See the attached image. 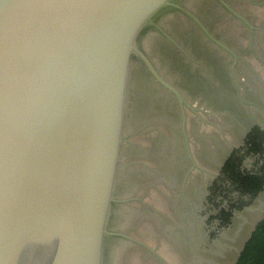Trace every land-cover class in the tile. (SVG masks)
<instances>
[{"label":"water","instance_id":"water-1","mask_svg":"<svg viewBox=\"0 0 264 264\" xmlns=\"http://www.w3.org/2000/svg\"><path fill=\"white\" fill-rule=\"evenodd\" d=\"M185 2L0 0V264H106L133 62L190 109L145 32L180 12L238 58Z\"/></svg>","mask_w":264,"mask_h":264},{"label":"rangeland","instance_id":"rangeland-1","mask_svg":"<svg viewBox=\"0 0 264 264\" xmlns=\"http://www.w3.org/2000/svg\"><path fill=\"white\" fill-rule=\"evenodd\" d=\"M224 1L247 18L252 33L212 0L185 5L235 46V64L180 14L160 20L187 56L180 57V74L162 56L175 51L171 44L152 30L140 42L190 109H181L172 92L133 62L113 209L116 235L107 244L106 264H235L264 215V190L243 192L224 169L230 158L245 175L259 176L264 166V0ZM188 76L210 85L217 97L195 89Z\"/></svg>","mask_w":264,"mask_h":264},{"label":"trees","instance_id":"trees-1","mask_svg":"<svg viewBox=\"0 0 264 264\" xmlns=\"http://www.w3.org/2000/svg\"><path fill=\"white\" fill-rule=\"evenodd\" d=\"M253 133L257 139L255 151L260 152L261 138L256 130ZM224 167L230 180L238 185V188H241L243 192L254 196L264 190V166L259 176L241 173L239 164L233 158H230ZM235 264H264V215L245 241Z\"/></svg>","mask_w":264,"mask_h":264},{"label":"flooded vegetation","instance_id":"flooded-vegetation-1","mask_svg":"<svg viewBox=\"0 0 264 264\" xmlns=\"http://www.w3.org/2000/svg\"><path fill=\"white\" fill-rule=\"evenodd\" d=\"M215 4H217L220 8H222L223 10H224V8L222 7V6H220V3H218V1H216V0H212ZM249 2H251L252 0H248ZM182 6H186L185 4H183L182 3ZM232 8V7H231ZM233 9V8H232ZM226 12V11H225ZM175 14H180V15H182V16H184L183 14H181L180 12H175ZM230 15V14H229ZM231 16V15H230ZM233 17V16H232ZM186 18V17H185ZM234 18V17H233ZM246 18V17H245ZM191 24H192V26L196 29V31H198V33L203 37V38H205L211 45H213V46H215V47H217L219 50H222L219 46H217L216 44H214V43H212L210 40H208L203 34H202V32L198 29V27L193 23V22H191L188 18H186ZM235 20H237L238 22H239V24L241 25V26H243V27H245L246 28V30L249 32V33H252V31L246 26V25H243L241 22H240V20H238V19H236V18H234ZM247 19V18H246ZM159 21V20H158ZM203 25H204V23L201 21V20H199ZM158 26H160V30L162 31H159V30H156V29H152V31L153 32H155V34L157 35V36H159V37H161V38H163L162 40H164V41H166L167 43H169V44H171L170 46H171V48H173L175 51L174 52H172L171 51V53H169L167 50H164L163 51V57L164 58H166V56L171 60V63H172V66H173V68L177 71V74H180V69H181V56H186V54H185V52H184V50L182 49V47H181V43H179L176 39L174 40L171 36L169 37L168 36V34H167V31H166V29H164L163 28V26L158 22ZM204 27L208 30V32L216 39V40H218L220 43H222L224 46H226L228 49H230L231 51H234L235 52V50H234V47L235 46H232L231 47V45H228L229 43H228V41H226V39H224V38H222V36H219V35H217V34H215V33H213L209 28H207L205 25H204ZM163 32L166 34V35H164L163 34ZM188 38L186 37V40H187ZM163 41V42H164ZM198 47V46H197ZM208 48V47H207ZM202 52H203V50H201V48L200 47H198L197 48V50H195V53L196 54H198L199 56H203L204 54H202ZM201 53V54H200ZM209 53V50H208V52L206 53V54H208ZM187 57V56H186ZM209 58L208 59H210V56H208ZM211 60V59H210ZM165 61H166V59H165ZM140 62V61H139ZM141 63V65L143 66V64H142V62H140ZM232 63H233V59H232ZM143 68H144V66H143ZM145 69V68H144ZM146 70V69H145ZM147 72H149L148 70H146ZM149 74H150V76L152 77V79H153V81H155L154 80V77L152 76V74L149 72ZM187 79L188 80H190V83H192L191 84V86H193V87H195V89H198V90H202L203 91V93H206L207 94V92H208V90H209V92H210V95H215V96H211V97H217L216 96V94L214 93V94H211V86L210 85H204V84H201L202 82V80L200 79V78H198V77H196V78H191V77H187ZM207 86V87H206ZM172 87H174V86H172ZM218 95V94H217ZM233 96L234 97H237V94H236V92L235 93H233ZM260 194V193H259Z\"/></svg>","mask_w":264,"mask_h":264}]
</instances>
